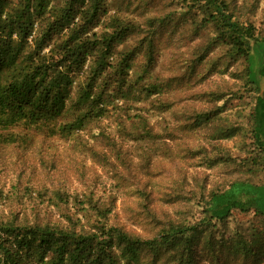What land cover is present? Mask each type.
<instances>
[{
    "label": "rangeland",
    "instance_id": "1",
    "mask_svg": "<svg viewBox=\"0 0 264 264\" xmlns=\"http://www.w3.org/2000/svg\"><path fill=\"white\" fill-rule=\"evenodd\" d=\"M224 1L233 22L264 39V0ZM90 2L51 30L66 4L51 0L28 42L46 30L45 52L62 50L73 31L88 41L64 121L92 116L66 136L0 130V220L84 232L105 224L155 241L134 254L115 247L120 264H264V215L212 217L213 197L231 184L217 207L258 194L247 184L264 187L254 137L264 77L251 83L245 57L203 0H103L88 24ZM130 23L126 36L116 30ZM87 90L101 95L91 108L79 102ZM172 227L189 231L167 244Z\"/></svg>",
    "mask_w": 264,
    "mask_h": 264
},
{
    "label": "trees",
    "instance_id": "2",
    "mask_svg": "<svg viewBox=\"0 0 264 264\" xmlns=\"http://www.w3.org/2000/svg\"><path fill=\"white\" fill-rule=\"evenodd\" d=\"M80 1L66 0L65 6L51 22L50 29H65ZM90 1L86 15L88 24H93L101 12L103 0ZM191 1L195 5L200 0ZM203 1V5L210 9L211 19L225 30L238 53L245 57L248 63L247 76L251 83L257 84L256 78L264 77V39L256 38L251 27L244 28L233 22L228 15L229 5L224 0ZM50 2L0 0V130L24 125L50 136H66L79 129L92 116L90 109L72 122L64 121L76 74L89 55L88 41L80 37V32L73 31L62 50L50 49L45 52L48 33L51 31L46 30L34 38L31 45L28 42L34 32L36 19L45 16ZM116 30L126 36L133 31V26L131 23L118 25ZM111 44L112 37L106 38L104 45L110 47ZM101 63L106 64L103 60ZM100 98L101 95L96 97L87 90L81 94L79 102L91 108L95 100ZM254 121L255 141L264 153V93L257 97ZM14 139L11 137L8 141ZM247 185L258 191V194L248 193L245 198L217 207V200L231 190L230 186L219 198L213 197L212 217L222 219L233 209L243 212L256 209L257 213L264 215V187ZM221 210L225 211L222 215L219 214ZM188 231L181 227L170 228L165 236L167 244L178 242ZM154 242H142L121 229L105 224L98 225L91 232H84L76 228L18 225L0 220V264H120L121 256L117 250L123 247L124 253L134 254L142 243L153 245ZM115 247L118 249L115 250Z\"/></svg>",
    "mask_w": 264,
    "mask_h": 264
}]
</instances>
